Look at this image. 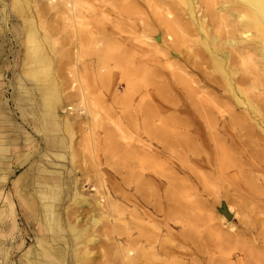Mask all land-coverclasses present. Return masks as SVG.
I'll return each mask as SVG.
<instances>
[{
    "label": "bare ground",
    "instance_id": "6f19581e",
    "mask_svg": "<svg viewBox=\"0 0 264 264\" xmlns=\"http://www.w3.org/2000/svg\"><path fill=\"white\" fill-rule=\"evenodd\" d=\"M137 1L151 8V17H140L144 13ZM223 1L225 3L217 8L218 0H0V55L14 56L16 64L12 69L17 66L22 69L9 81L14 92L11 102L19 116L13 112L1 115L3 124L9 125L12 131H19L15 139L6 141L4 131L0 130V168L4 166L8 173H2L1 179L5 181L14 173L11 168L14 157L6 159L5 154L15 148L19 139L28 142L23 148L33 149L38 137L41 157L49 159L34 158L26 169L32 181L38 174L48 176L40 180L36 189L41 205L35 235L44 258L36 264L97 261V255L94 258L90 248L78 242L80 233L68 222L69 214L63 224L62 207L55 203L64 186L67 194H73L79 180L73 175L61 178L48 169L58 165L54 157L63 158L65 151L74 149L75 155L73 136L77 131L93 135L95 121L102 123L100 115L92 109L95 104L84 100L87 90L84 75L92 69L96 71L90 83L117 86L112 93L114 98L108 100L124 109L137 100V108L131 107L129 114L139 111L151 117L146 122L149 125L145 129L147 137L140 141L142 151L135 153L134 192L130 194L116 186L105 189L102 184L104 191L100 200L95 199L97 207L105 204L112 211L117 210L116 201L132 202L144 209L135 216V220L140 221L135 236L124 237L123 241L119 238L123 233L116 229L114 222L104 224L106 230L116 234L114 241L120 264H184L169 260L180 247L163 238L162 231L168 227L171 212L182 215L186 209L196 206L194 198L200 195L197 184L201 183L207 188L202 192L210 190L207 184L220 185L225 189L226 202H232L233 196L241 202L237 207L244 212L222 204L219 212L227 220L233 219V213L236 217L249 213L239 219L244 228L236 230L229 222L219 223L228 224L221 230L217 228L213 238L229 248L230 257H236L231 251L237 250L236 255L244 264H262L264 217L258 218L253 213H264V0ZM200 11L203 12L198 15ZM51 27L61 34L62 45L52 39L51 35L57 34H39V30L45 33ZM213 27L220 36L210 33ZM11 38L18 50L8 46ZM57 43L62 48L58 49ZM88 58L91 60L85 63ZM67 67L68 78L61 79ZM121 82L125 88L119 94ZM75 87L78 93L70 92ZM204 88L218 89V97L212 92L203 94ZM61 89L70 90L64 99ZM249 93L257 96L249 99ZM76 97L82 107L79 110L72 103ZM8 104L7 100L0 103L1 113L10 108ZM232 104L243 111L235 114ZM76 110L73 123L69 116ZM248 111L254 119L247 115ZM105 121L112 125L115 119L111 116ZM112 126L114 128L115 124ZM115 127L121 130L120 125ZM100 128L107 135L111 129L103 123ZM257 129L261 133H257ZM9 142H12L10 148L6 146ZM114 149L112 143L109 150ZM165 151H169L167 155ZM33 153L35 151L17 154L16 167L23 166ZM161 155L167 160L159 162ZM165 163H170L171 175L154 171V166ZM198 167L207 172L201 169L197 172ZM78 173L83 176L82 171ZM182 174L187 177H180ZM187 180L197 184L191 187ZM219 193L211 194L215 197ZM13 194L15 196L16 192L5 199L0 222L6 220L4 215L10 217L11 213H18L11 199ZM71 203L90 206L85 198L75 195ZM152 213H161L160 219ZM223 217L220 221H224ZM29 218L34 222L32 214ZM90 219L97 224L95 217ZM143 221L149 224L156 221L162 230L146 226ZM179 222L183 227L178 235L181 241L193 244L197 251L208 245L210 240L206 244L200 241L202 237L196 234L193 222L183 219ZM14 227L12 221L8 236ZM68 240L73 245H64V251L59 252L62 246L58 244H66ZM124 241L127 244L122 243ZM0 255L6 256L3 252ZM105 257V263L114 264L108 260V251Z\"/></svg>",
    "mask_w": 264,
    "mask_h": 264
},
{
    "label": "rangeland",
    "instance_id": "374dc122",
    "mask_svg": "<svg viewBox=\"0 0 264 264\" xmlns=\"http://www.w3.org/2000/svg\"><path fill=\"white\" fill-rule=\"evenodd\" d=\"M41 2H44V0H39ZM137 6L140 8V10L143 11L144 14H141L140 17L144 19V16L146 15L147 18L151 17V8L146 7L145 5H142L140 2L137 1ZM223 3H225L223 0H218V3L216 5L217 8H219ZM203 7H201L202 10ZM201 13H198V15H201L203 11H200ZM136 21H138V15L135 16ZM52 23V21H50ZM55 25V23H52ZM209 28L212 27V24H208ZM140 31V30H139ZM214 33L215 35H221L218 34L215 31V27L212 28V31L210 30V33ZM48 34L49 36L54 33L57 35H51L52 39L56 42L59 41L62 45V36L61 34H58L57 30L55 28H49L45 33L41 30H39V34L44 36V34ZM212 35V34H211ZM24 37V36H22ZM19 38V39H22ZM220 38V37H219ZM224 37L222 38V40ZM14 39L11 38V46L14 47L15 50H18L19 48L16 47L17 44ZM221 40V41H222ZM85 45L86 42H84ZM60 44H56L57 48H62ZM65 46V43L64 45ZM73 45L71 44V47ZM23 47V46H22ZM24 48V47H23ZM228 48H226L227 50ZM20 58V57H19ZM14 56L5 53L3 56L0 55V79L2 80V84L0 85V103H5V100L9 103V109L4 110L2 113L0 111V130L4 131V134L7 139H15V134H19L18 130L12 131L9 125L3 124L4 121L2 119V114L6 115H12V112L15 113L17 116L18 110H15L14 104L11 102L12 98L14 96L13 89L10 87L9 81H12L14 79V75H17L22 71L21 67L17 66L16 68L12 69L14 64H16L14 61ZM18 60V59H17ZM91 60V59H90ZM89 58L85 60V63H88ZM83 64V63H82ZM81 65V64H80ZM81 67V66H80ZM70 70V66H69ZM95 69L89 70L87 74L84 75V80L87 83V90L84 94V100L86 103H94L95 107H92L94 109V112L98 113L100 115V118L102 119V123L105 127V125L110 129L108 135L103 133V129L100 128L101 122L95 121V127H94V133L93 135L86 134L84 132L77 131V133L73 136V141L75 142V155L72 151H65V154L63 158H55L54 160L57 161L58 165L50 166V171L57 173L60 175L61 178L71 177L73 175L74 178H77L79 180V183L75 186V189L72 191V193H66V186H64L62 191L59 192V197L56 203V205L61 209L60 213L63 218V224H65V219L67 214V220L69 223H72L74 227L79 231L80 233V239L78 240L79 243H81L83 246L89 247L91 252H93L94 258H96L97 255V261H90L91 264H107L105 263L106 257L105 252L108 251V260L112 261L114 264H120L119 262V255L118 250L115 248V241L114 238H116L115 232L112 230H106L104 227V224L107 221H112L116 225V229H119L120 232L123 233L122 237H119L121 241L124 240V237L127 236H133L136 234V229L138 227V222L135 220V216L141 213L144 209L141 206L133 205L131 203H123L120 201H116L117 210H109V208H106V205L104 206L101 204L100 208L96 206L95 199L99 198L102 194V191H104L103 185L106 188L110 187H118L120 190L126 191L130 194L134 192L133 188L136 184L135 179L132 175V170L136 165V151H142L140 148L142 140L147 137V130L149 128V125L146 124V122L150 121V118H148L149 113L147 115H142L139 113V111H132V115L129 114L131 107L136 109L137 100L135 101V104L131 105L130 107L123 108L122 106L115 104L111 102L108 99L114 98L113 92L114 89L117 88V86H114L111 88L109 85L108 87H103L101 83H96L93 85L89 82V79H91V76L95 74ZM68 73V67L64 70L62 73L61 79H64L67 77ZM61 75V74H60ZM68 78V77H67ZM60 79V80H61ZM118 82V78H117ZM123 84V86H121ZM120 88L118 87V93L122 94L125 85L123 82H121ZM110 87V88H109ZM62 88V87H61ZM70 90L68 89H61L60 94L62 95V99L65 97V93ZM70 92L78 93L77 88L75 87V90H71ZM206 92L214 94L218 97L219 90L218 89H210V88H204L202 90V93L205 94ZM207 93V94H208ZM138 96V93L135 95V98ZM211 96V95H210ZM256 93H249L248 98L252 99L256 97ZM134 98V99H135ZM215 98V97H214ZM219 99V98H218ZM66 102V101H65ZM68 103V102H66ZM72 103L77 106V110L79 108H82L81 105L78 102V98L72 99ZM233 109H235V114H238L242 112L243 110L240 108V106H235L232 104ZM154 107V106H153ZM155 109V110H154ZM74 111L70 116L69 120L71 122L75 123V121L72 119L74 117V114L77 112ZM153 111H156V107L153 108ZM247 115H249L250 118H253V114L250 113V111L247 112ZM112 116V119H115V122H113L116 125L121 126V130H118L115 126L113 128L112 125L114 124H107L105 119L110 118ZM163 116V115H162ZM249 118V119H250ZM145 119H149L148 121H145ZM154 119V118H153ZM145 121V122H144ZM252 124V121H250ZM93 125V122L90 126ZM86 127V125H85ZM262 128L264 129V125H262ZM16 129V128H15ZM259 132L258 129L256 131ZM261 133V132H259ZM123 134L125 137H123ZM111 137V139H109ZM22 138V137H21ZM37 141L35 148H23L25 142L24 139H19L17 142H15V148L11 149L7 154H5V158H13L12 160V167L15 166V157L19 153H27V151H35L33 153V157H28V161L21 167L16 168L14 171V174H11L8 179L5 181H2L1 176L5 173V167L3 166L0 168V211L6 207L5 205V199L8 197L9 194H11L12 191L16 192L17 199L14 196V202L17 204L18 209V217L16 216L15 222V228L13 234L9 237L8 240L4 237H0V252H3L4 255H0V264H16L15 260L17 262L21 263L23 261H26V252L27 248L29 247V243L23 246L19 245V239L17 240V236L20 239H26V241L32 239V232L31 229L28 228L26 225V222L21 219L22 215L19 213L20 210L23 211V208L20 207V204L18 203H24L26 206H31L34 210L37 209V216H39V205L40 202L37 198V184L40 182L41 179H46L48 176H42L37 175L32 181L30 178V174L25 173V169L29 166V162H32L34 158L39 159L41 158L44 161H48L46 157L42 156V150H40L41 146L39 147L40 143L38 142V137H36ZM31 141V140H30ZM40 141V140H39ZM12 142H9L6 146L10 148ZM39 143V145H38ZM114 144L115 149L113 151H110L111 144ZM148 143V142H146ZM144 149H147L145 146ZM46 151V150H45ZM169 151H165V154L167 155ZM31 153V152H30ZM37 155V157H36ZM71 156L72 160H71ZM167 160L164 156H160L159 162ZM154 164V163H153ZM169 166L170 163H165V165H159L154 166L153 169L156 173H162L165 176L171 175L169 173ZM11 167V168H12ZM65 168V171L62 170ZM68 168V169H67ZM13 169V168H12ZM152 169V170H153ZM204 170L203 168H197L198 170ZM79 171H82L83 176L80 177ZM206 171V170H204ZM49 172V171H47ZM207 172V171H206ZM40 173V172H38ZM24 175V176H23ZM22 176V177H21ZM180 177L185 178L187 175H181ZM49 178H53L52 175H49ZM261 178V177H260ZM101 179V182H100ZM170 179V178H168ZM167 179V180H168ZM187 184L192 187L194 184H197L196 182L190 183L189 180L186 182ZM103 184V185H102ZM208 190L206 192H202L205 187L201 184H197V187L200 190V195L196 198L197 204L191 210L186 209L184 213H178L177 212H171L172 218L168 222V227L163 228V238L166 240H169V243L171 245L179 246L180 248L177 249V252L173 255H170L169 260H177L179 262H183L184 264H228L229 262L231 264H244V260H239V256L236 255L238 252L237 250L231 251L234 256L236 257H230L228 254V251L230 253V250L228 247L223 246L220 242L216 241L213 238L214 231L219 228L221 230L222 228L226 227V224L219 225V223L223 224V222H229L230 225H233L234 229L240 230L244 228L245 226L243 223L239 222V219L242 215H249V213H242V215H238L236 217L235 213L233 216V219L227 220L225 217L222 216L219 212V208L224 204V206H230L234 207V209L237 208L238 211L244 212L242 208H238L237 205H241V202L233 196L232 202H226L224 199V191L220 185H210L207 184ZM204 188V189H203ZM207 189V188H206ZM205 189V190H206ZM220 193L215 195L217 191ZM97 193V195H96ZM37 194V195H36ZM73 195L85 198L86 201L90 204V206H87V203L84 204L83 207H80L78 204L71 203L73 199ZM22 197V198H21ZM217 197V198H216ZM216 198V199H215ZM23 199V201L21 200ZM18 200V202H17ZM97 200V201H98ZM102 200V199H101ZM34 201L36 203V206L34 205ZM193 201V200H192ZM39 203V204H38ZM227 207V208H228ZM26 210V209H25ZM147 213V212H146ZM150 215V213H148ZM153 216L158 215V219H160L159 215L161 213H152ZM256 214L258 218H263L264 213H253ZM93 216L97 220V224L94 225L91 222L90 217ZM70 217V218H69ZM188 220L193 222L194 229L196 231V234L198 236L201 235L202 237V243H205L210 240L208 245L200 249V251L194 250V246L191 243L183 242L179 239V232L181 231L182 224L179 222L181 219ZM224 218V221H220V218ZM104 218V219H103ZM11 220V219H10ZM7 220L5 228H0L1 231H7L10 227L7 226L8 223L11 221ZM146 226H153L157 230H162V226L160 223L156 221H152L150 224L146 221H143ZM195 223V224H194ZM184 224L186 222L184 221ZM183 224V225H184ZM19 230V231H18ZM169 231V233H168ZM3 233V232H2ZM126 233V234H125ZM23 237H22V235ZM21 235V236H20ZM64 237H66V233L63 234ZM135 236V235H134ZM124 244H127L125 241L122 242ZM69 244L73 245L69 240L64 244L63 242L59 243L58 246H62L59 248V252L64 251V245L69 246ZM107 247V249H106ZM178 248V247H177ZM188 253V254H187ZM231 253V254H232ZM65 257V255H63ZM22 258V259H21ZM229 258V259H228ZM21 259V260H20ZM19 263V264H21ZM262 264H264V259Z\"/></svg>",
    "mask_w": 264,
    "mask_h": 264
},
{
    "label": "crops",
    "instance_id": "0c3cea01",
    "mask_svg": "<svg viewBox=\"0 0 264 264\" xmlns=\"http://www.w3.org/2000/svg\"><path fill=\"white\" fill-rule=\"evenodd\" d=\"M14 163H15V166H16V162L14 161ZM21 167V166H20ZM13 168V170L15 171L16 170V168H19V167H12ZM25 173H26V169H25ZM14 174V173H13ZM24 176V175H23ZM22 177V176H21ZM13 193V191L11 192V194ZM11 194H9L8 195V197H11ZM13 196V198H11L12 200H13V202H14V194L12 195ZM15 198L17 199V195H15ZM22 198V197H21ZM22 201H23V199H21ZM17 202H18V200H17ZM14 204H16V202H14ZM18 204H20V207H22L23 208V211H21L20 210V214L22 215V218L21 219H23L25 222H26V225L28 226V228L29 229H31V232H32V239L31 240H28V241H26V239L24 238V239H22L23 240V243H20V241H19V245H21V246H23L24 244L26 245L27 243H29V247L27 248V250H25V252L27 253L26 254V261H29L30 262V264H36V263H38V262H40V261H42L44 258H43V252L41 251V249L38 247V238H37V236L35 235V232H36V225H38V223H39V216H37V209H33L31 206H26V205H24V207L23 206H21V203H18ZM24 204V203H23ZM17 205V204H16ZM26 209V210H25ZM18 212V211H17ZM8 214V213H7ZM29 214H32V217H33V220H34V222L29 218ZM5 217H6V220L5 221H3V222H0V228H5V225H6V221L7 220H10V218H11V222L12 221H14V218H15V221H16V216L18 217V213H15V215H13L12 213L10 214V217H8L9 216V214H8V216L7 215H4ZM29 221L31 222V224L29 223ZM36 221V222H35ZM11 222L10 223H8L7 224V226L8 227H10L11 228ZM15 223V222H14ZM36 223V224H35ZM9 228V229H10ZM15 228V227H14ZM9 229H7V231H1V229H0V237H4V238H6L7 240L9 239L8 238V235L6 234L8 231H9ZM19 231V230H18ZM3 232V233H2ZM13 232H14V230H13ZM13 232H11V235L13 234ZM22 235V234H21ZM20 235V236H21ZM9 237H10V235H9ZM19 237V235L17 236V238ZM22 237H23V235H22ZM37 238V239H36ZM54 254L56 255V253H55V251H54ZM22 259V258H21ZM20 259V260H21ZM63 259V258H62ZM24 262L25 261H23L22 262V264H24ZM15 263L16 264H19V263H21V261L20 262H17L16 260H15Z\"/></svg>",
    "mask_w": 264,
    "mask_h": 264
},
{
    "label": "water",
    "instance_id": "95a60500",
    "mask_svg": "<svg viewBox=\"0 0 264 264\" xmlns=\"http://www.w3.org/2000/svg\"><path fill=\"white\" fill-rule=\"evenodd\" d=\"M223 214L226 216V217H228V215H227V212L226 211H224L223 212ZM228 219V218H227Z\"/></svg>",
    "mask_w": 264,
    "mask_h": 264
}]
</instances>
